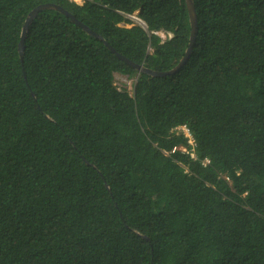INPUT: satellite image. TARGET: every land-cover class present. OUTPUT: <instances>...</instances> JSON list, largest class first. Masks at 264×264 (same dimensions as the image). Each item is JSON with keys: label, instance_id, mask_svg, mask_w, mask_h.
<instances>
[{"label": "trees", "instance_id": "1", "mask_svg": "<svg viewBox=\"0 0 264 264\" xmlns=\"http://www.w3.org/2000/svg\"><path fill=\"white\" fill-rule=\"evenodd\" d=\"M194 5L156 77L187 0H0V264H264V0Z\"/></svg>", "mask_w": 264, "mask_h": 264}, {"label": "water", "instance_id": "2", "mask_svg": "<svg viewBox=\"0 0 264 264\" xmlns=\"http://www.w3.org/2000/svg\"><path fill=\"white\" fill-rule=\"evenodd\" d=\"M187 7H188V11H189V16H190V22H191V26H192V33H191V47L189 48L186 56L183 58V60L180 62V64L174 68L173 70L171 71H167V72H154V71H151V70H148V69H145L144 67L142 66H138L136 64H134L132 61H130L129 59H127L126 57L120 55V54H117L118 57L122 60H124L128 65L136 68L137 70L141 71V72H145V73H148L152 76H156V77H164V76H168V75H173L175 73H177L184 65L185 63L187 62V60L189 59L190 57V54L192 52V48L195 44V41H196V36H197V32H198V17H197V13H196V8H195V5H194V0H187ZM45 10H58L59 12L63 13L64 15H66L68 18L71 19V21L81 27L84 31H86L88 34L96 37V38H99L100 40L103 41V38L98 35L97 33H95L94 31H92L89 27H87L85 24H83L80 20H78L76 18V16L72 15L70 12H68L67 10H65L64 8L60 7V6H57L55 4H44V5H41L39 6L38 8H36L28 17L27 21H26V24L24 26V29H23V35H22V40H21V43H20V52H21V57L23 58L24 56V41H25V38H26V34H27V31L29 30V27H30V24L36 19V17L38 16V14L42 11H45ZM143 26L146 28V25L145 23L143 24ZM114 51V50H113ZM115 52V51H114Z\"/></svg>", "mask_w": 264, "mask_h": 264}, {"label": "rangeland", "instance_id": "3", "mask_svg": "<svg viewBox=\"0 0 264 264\" xmlns=\"http://www.w3.org/2000/svg\"><path fill=\"white\" fill-rule=\"evenodd\" d=\"M78 4H83L84 0H72ZM135 17H137V13L134 15ZM133 25H139V26H143L142 21L137 17V21H133ZM131 25H129L130 27ZM164 37V36H163ZM134 83H135V79H127V77H124L122 75L116 74L115 75V85L119 88V89H126L128 92H130L131 94H133L134 92Z\"/></svg>", "mask_w": 264, "mask_h": 264}, {"label": "built area", "instance_id": "4", "mask_svg": "<svg viewBox=\"0 0 264 264\" xmlns=\"http://www.w3.org/2000/svg\"><path fill=\"white\" fill-rule=\"evenodd\" d=\"M129 19H131L132 21H137V17H135V16H127ZM177 129H179V131H182L184 134H185V136L189 139V143L192 145V146H195V143H194V140H193V138H192V136H191V133H190V131L188 130V128L187 127H185V126H183V127H180V128H177ZM182 151H184V152H186L187 151V149L186 148H184V147H181L180 148ZM176 150L177 149H175L174 151H173V153H175L176 152ZM192 156L193 157H195V155L192 153ZM209 161H206V163H208Z\"/></svg>", "mask_w": 264, "mask_h": 264}, {"label": "clouds", "instance_id": "5", "mask_svg": "<svg viewBox=\"0 0 264 264\" xmlns=\"http://www.w3.org/2000/svg\"><path fill=\"white\" fill-rule=\"evenodd\" d=\"M72 1V0H71ZM78 4V3H77ZM134 16V15H133ZM128 18V17H127ZM139 18V17H138ZM140 19V18H139ZM131 20V19H130ZM141 20V19H140ZM142 21V20H141ZM133 22V21H132ZM142 23L144 24V22L142 21ZM126 26H128L129 27V25H126ZM142 27H144V26H142ZM159 35L162 37V39H167L168 37H171V35H168V34H166V33H163V32H161V33H159ZM164 36V37H163Z\"/></svg>", "mask_w": 264, "mask_h": 264}]
</instances>
